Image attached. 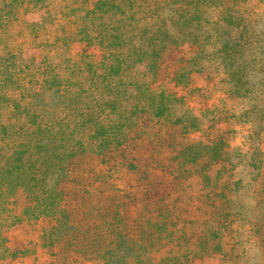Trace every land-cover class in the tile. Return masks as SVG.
<instances>
[{"label":"rangeland","instance_id":"rangeland-1","mask_svg":"<svg viewBox=\"0 0 264 264\" xmlns=\"http://www.w3.org/2000/svg\"><path fill=\"white\" fill-rule=\"evenodd\" d=\"M208 1L197 37L161 50L163 77L186 68L170 85L199 127L143 124L131 149L146 172L90 156L79 170L84 205L65 212L72 223L59 226V211L16 222L12 204L0 207V264H107L93 255L106 246L116 252L108 264H264V0ZM217 3L223 14L211 30ZM0 56L24 68L56 64L59 0H0ZM134 64L139 77L148 72L146 62Z\"/></svg>","mask_w":264,"mask_h":264},{"label":"trees","instance_id":"trees-1","mask_svg":"<svg viewBox=\"0 0 264 264\" xmlns=\"http://www.w3.org/2000/svg\"><path fill=\"white\" fill-rule=\"evenodd\" d=\"M169 2L59 0L56 64L46 70L35 64L24 68L14 58L0 56V207L12 204L16 222L51 218L58 211L59 226L74 222L65 212L84 205L79 170L90 156L103 163L115 159L125 170L134 166L148 171L139 152L131 149L143 139L144 125L157 128L170 122L182 132L199 127L198 117L179 110L170 85L182 83L186 68L163 77L162 55L181 49L187 34L197 37L194 30L211 4ZM214 7L217 17L207 27L211 30L219 28L223 14L219 3ZM145 45L157 50L149 53ZM75 46H80L78 53ZM135 57L148 64L143 77L133 65ZM21 198L26 203L19 209ZM66 245L75 248L78 239L71 237ZM115 253L106 246L93 255L108 264Z\"/></svg>","mask_w":264,"mask_h":264}]
</instances>
